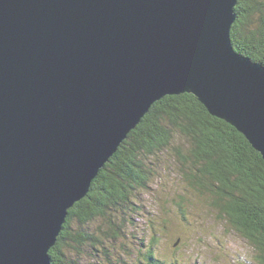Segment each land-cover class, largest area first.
I'll use <instances>...</instances> for the list:
<instances>
[{
    "label": "water",
    "instance_id": "95a60500",
    "mask_svg": "<svg viewBox=\"0 0 264 264\" xmlns=\"http://www.w3.org/2000/svg\"><path fill=\"white\" fill-rule=\"evenodd\" d=\"M239 0H0V264H52L69 210L152 105L191 93L264 159Z\"/></svg>",
    "mask_w": 264,
    "mask_h": 264
},
{
    "label": "trees",
    "instance_id": "16d2710c",
    "mask_svg": "<svg viewBox=\"0 0 264 264\" xmlns=\"http://www.w3.org/2000/svg\"><path fill=\"white\" fill-rule=\"evenodd\" d=\"M235 12L233 47L264 64V0H239ZM158 179H166L168 187L177 190L164 202L173 204L183 221L194 209L201 211L244 238L254 249L253 263L264 264V159L242 133L212 115L191 93L156 101L128 134L93 180L88 195L69 210L49 252L52 264H78L65 249L92 262L101 252L109 258L103 241L116 242L123 235V226L130 224L129 219L135 221L130 217L141 210L139 193L154 191L151 184L160 186ZM97 217L105 222L100 228L96 222L99 229L91 233L90 223ZM115 218L123 219L117 224ZM161 232L165 237L170 234L166 227ZM156 237L150 242L134 240L140 255L137 264H181L176 256H156L162 242ZM116 254L115 263L108 264H130L122 253Z\"/></svg>",
    "mask_w": 264,
    "mask_h": 264
},
{
    "label": "rangeland",
    "instance_id": "374dc122",
    "mask_svg": "<svg viewBox=\"0 0 264 264\" xmlns=\"http://www.w3.org/2000/svg\"><path fill=\"white\" fill-rule=\"evenodd\" d=\"M156 182L161 185L151 184L154 191L147 190L139 193L140 202L137 205L142 206L141 210L130 217L135 221L129 219L130 224L126 223L128 226H123V235H120L116 242L103 241L102 246L109 252V258H105L101 252L100 257L92 262L89 257L81 259L74 252L65 249L71 260L78 264L91 262L108 264L110 261L115 263L118 256L116 253H122L123 258L126 256L130 264H137L140 255L134 240L143 238L150 242L157 235L162 242H159L155 249L156 256H176L181 264H254V249L244 238L226 231L219 223L207 219L197 209H194L192 214H187L186 218L189 222L183 221L181 213H177L178 209L173 204L164 202V199L171 198L169 193H177V190L170 189L166 179H158ZM165 206H167L166 210H164ZM101 218L97 217L91 221L93 222L89 227L91 233H96L102 227L105 218ZM122 219L115 218L114 222L121 223ZM96 222L100 223L99 228ZM163 227L170 230L167 237L164 232H161ZM176 240L177 244L174 242Z\"/></svg>",
    "mask_w": 264,
    "mask_h": 264
}]
</instances>
